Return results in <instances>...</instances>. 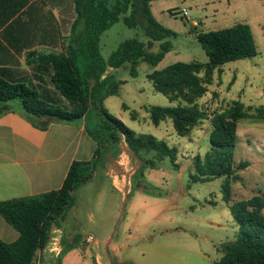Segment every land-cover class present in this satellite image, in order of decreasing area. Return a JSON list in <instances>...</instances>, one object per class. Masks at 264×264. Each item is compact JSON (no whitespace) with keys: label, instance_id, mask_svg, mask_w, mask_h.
I'll return each mask as SVG.
<instances>
[{"label":"trees","instance_id":"16d2710c","mask_svg":"<svg viewBox=\"0 0 264 264\" xmlns=\"http://www.w3.org/2000/svg\"><path fill=\"white\" fill-rule=\"evenodd\" d=\"M152 1L75 0L76 19L64 51L49 55L45 60V64L52 66L55 89L69 107L57 99H44L39 91L28 85L11 83L0 77V107L3 109L0 116L19 111L35 125L42 119L85 121L88 134L98 146L95 159L72 164L60 190L0 203V215L20 234L14 243L0 241V264H33L37 253L50 243L53 229L73 207L76 191L93 179L98 166L96 160L109 146L122 141L127 143L131 154L143 165L136 177L143 176L144 168L157 167L154 161L144 157L150 151H155L159 160L169 156L176 164L177 149L152 135L137 134L111 116L104 106L105 100L117 94L119 89L118 83L104 77L109 68L118 69L129 64L131 75L135 77L140 62L158 66L172 50L170 40L177 35L156 20L151 10ZM119 22L129 28L141 26L147 41L127 40L105 59L102 36ZM197 40L206 51L209 63L178 62L148 75L157 93L177 102L175 107H152V123L158 126L170 119L181 137L187 136L205 119L197 101L206 95L215 71L229 62L259 55L250 27L242 23L223 30L198 33ZM156 44H159V51H151ZM92 111L97 114L95 122L89 120ZM137 116L133 114V118ZM246 118L264 119V107L253 109L234 101L227 110L214 115L212 147L204 157L198 155L193 161L194 182L227 179L224 199L240 227L239 236L234 241L219 246L222 259L214 264H264V194L238 203H233L230 194V180L239 178L237 170L249 167L248 162L237 166L234 157L238 125ZM136 187L148 189L142 181Z\"/></svg>","mask_w":264,"mask_h":264},{"label":"rangeland","instance_id":"374dc122","mask_svg":"<svg viewBox=\"0 0 264 264\" xmlns=\"http://www.w3.org/2000/svg\"><path fill=\"white\" fill-rule=\"evenodd\" d=\"M189 9V21L182 15V10ZM159 22L176 33L172 38V50L158 66L140 62L137 75H131V66L126 64L113 74V81L119 85L117 94L108 97L104 106L109 114L121 120L137 134H149L165 141L170 148L179 151L177 164L169 156L159 160L155 151L145 154V159L154 161L155 169H143V176H135L134 193L128 200L119 201V197L106 182L101 187V180L95 179L80 186L75 193V200H85V207L92 203L102 202L105 211V222L108 215L117 210V203L123 218L118 227L115 241L121 235L125 219L139 214V248L134 249L130 257L134 264H214L222 259L219 246L234 241L240 233L239 225L234 221L229 205L224 199V188L227 179L217 178L209 182H194L195 174L192 160L195 156L204 157L211 149L212 119L227 110L233 100L241 94L248 96L251 89L247 88L245 77L240 76L236 84H231L234 75H246L252 67V59L229 62L212 76L207 85V93L197 103L205 113V119L198 123L192 136L179 137L171 120L155 126L150 117V109L154 106L173 107L167 96L157 93L148 75L178 63L198 62L209 63V57L192 30L193 21L210 16L212 7H205V0H162L155 4ZM172 10V11H170ZM204 31L207 27H200ZM146 40L142 27L129 28L123 22L115 24L103 36L101 41L102 54L109 58L119 46L131 39ZM260 49L264 42L258 40ZM159 51V44L153 52ZM204 78V74L200 75ZM62 105L69 107L65 99H57ZM246 101V99H242ZM137 114V118H133ZM89 120H97L96 111H92ZM254 123L264 127L263 121L243 119L238 125L239 145L234 150L236 165L248 162L249 167L237 170L238 179L230 180V194L233 203L247 201L256 195L264 194V137L258 133L255 137H247L248 129L255 128ZM194 161V160H193ZM131 165L133 166L134 163ZM143 168L139 162L137 174ZM142 181L148 189L137 188ZM139 192V210L131 212V202ZM101 193V195H100ZM158 200H153V199ZM89 210L80 212L82 236L98 230L99 222L89 219ZM172 231V232H171ZM54 241L45 248L44 259L47 264H56L53 251ZM130 245V244H129ZM128 245V246H129ZM132 246V245H131ZM127 250H130L129 247ZM61 253H59L60 255ZM54 257V258H53Z\"/></svg>","mask_w":264,"mask_h":264},{"label":"crops","instance_id":"0c3cea01","mask_svg":"<svg viewBox=\"0 0 264 264\" xmlns=\"http://www.w3.org/2000/svg\"><path fill=\"white\" fill-rule=\"evenodd\" d=\"M158 1L162 0L151 2V10L159 22L155 10ZM205 7H212V12L210 16L193 21L192 30L196 38L198 33L223 30L242 23L250 27L257 45L258 40L264 42V0H205ZM175 9H186V20L189 21L188 8ZM75 19V0H0V77L11 83L28 85L39 91L44 99H64L52 83L53 69L45 64V60L49 55L64 51ZM201 26L209 30L204 31ZM258 51L259 55L252 59L253 65L248 73H236L231 83L236 84L240 76L245 77L251 91L248 96L240 94L233 101L253 109L264 107V49L258 45ZM118 70L120 68H109L104 77L113 81V74ZM171 103L173 107L177 106V102ZM2 110L0 107V113ZM247 119L264 122V119ZM37 124L19 111L0 116V203L58 191L74 162L95 159L98 146L88 134L85 121L42 119ZM254 127L248 129L247 137H255L258 133L264 137V127L256 123ZM196 128L185 137L190 138ZM139 162L125 141L109 146L105 154L97 158L98 166L90 182L99 178L101 187L108 182L120 202L128 200L134 193ZM140 189L145 190L143 187ZM120 205L117 203V210L111 212L108 223L103 224L107 214L102 210V202L85 207L84 199L75 200L73 207L52 231L50 242L54 241L56 264H134L130 257L134 249L139 248V214L125 219L121 235L115 241L123 218ZM83 208L89 210V219L99 222L98 230L94 229V234L85 237L82 236L83 230L80 231L79 215ZM138 208L139 192L131 202V212L138 211ZM90 236L94 237L93 241H87ZM19 237V232L0 215V241L10 244ZM44 250L37 253L33 264H41V258L43 264H47Z\"/></svg>","mask_w":264,"mask_h":264},{"label":"built area","instance_id":"2783aa9c","mask_svg":"<svg viewBox=\"0 0 264 264\" xmlns=\"http://www.w3.org/2000/svg\"><path fill=\"white\" fill-rule=\"evenodd\" d=\"M182 15H183V17L187 18L188 12H187L186 9L182 11ZM93 240H94V237L93 236H90V237L87 238V241H93ZM41 264H43L42 258H41Z\"/></svg>","mask_w":264,"mask_h":264}]
</instances>
